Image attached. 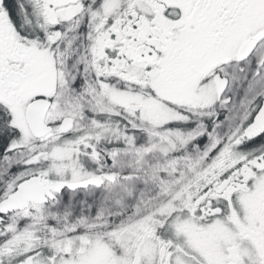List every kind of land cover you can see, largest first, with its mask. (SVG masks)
Listing matches in <instances>:
<instances>
[{"label": "snow or ice", "instance_id": "1", "mask_svg": "<svg viewBox=\"0 0 264 264\" xmlns=\"http://www.w3.org/2000/svg\"><path fill=\"white\" fill-rule=\"evenodd\" d=\"M0 264H264V0H0Z\"/></svg>", "mask_w": 264, "mask_h": 264}]
</instances>
